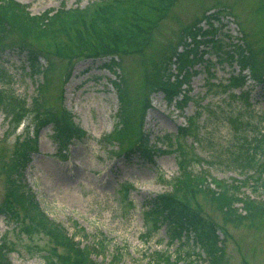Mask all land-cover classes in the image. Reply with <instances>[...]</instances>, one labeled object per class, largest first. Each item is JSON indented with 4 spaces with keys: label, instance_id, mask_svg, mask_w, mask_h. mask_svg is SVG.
<instances>
[{
    "label": "rangeland",
    "instance_id": "374dc122",
    "mask_svg": "<svg viewBox=\"0 0 264 264\" xmlns=\"http://www.w3.org/2000/svg\"><path fill=\"white\" fill-rule=\"evenodd\" d=\"M15 1L35 15L47 10L54 13L63 6L85 8L93 0ZM173 1L158 24L141 33L137 42L128 45L127 51L118 57L120 69L116 71L104 67L108 56L94 55L104 50L99 42H72V27L52 28L57 34L55 37L48 34L37 37L35 26L28 27L31 28L28 38L17 33L11 35L12 45L0 50V66L7 70L12 84L0 80V87L25 96L29 104L34 98L35 104L41 101L53 107L64 115L69 125L77 124L79 129L89 133L86 138L77 133L66 155L62 156L52 137V125L44 127L39 134V149L33 154L24 177L48 216L65 227L68 235L81 245H89L95 261L101 264H158L154 260L155 251L169 248V252L177 254L180 246L167 244L165 227L153 235L148 234L143 215L145 201L188 182L178 166L181 157L189 169L206 178L202 185L204 192L196 196L195 202L227 231L225 263L264 264V219L255 225L250 220H239L221 210L211 197L228 194L264 206V176L258 171L243 170L234 159L239 150L243 151L244 136L253 142L257 141L256 137L264 141V83L251 80L243 88L250 90L249 107L243 97L237 95L239 89L224 91L221 85L211 87V82H227L230 74L238 70L237 64L219 62L214 49L205 55L213 66L197 64L198 73L180 86L187 96L185 100L176 102L181 96L178 94L176 101H169L162 90L152 91L148 83V75L162 67V55L168 45L176 47L183 27L202 17L204 28L210 22L220 27L225 23L220 34L227 32L231 42L246 46V40L254 47H263L259 55L262 63L264 0ZM158 3V0H122L119 10L123 17L129 11L130 17L134 14L132 10L137 8L140 13L146 12L143 16L153 19L158 17L159 11L152 6ZM217 9L224 12L216 15L220 20H203ZM22 42L39 47L44 52L42 64L52 68L43 75H31L27 52L18 46ZM184 46L180 43L175 50L180 51ZM175 70L176 64L172 63L171 72L176 73ZM118 78L122 84L120 91L114 85ZM125 100L127 103L129 100L138 127L121 137L115 128L121 120L119 111ZM9 120L0 106V199L6 191L2 163L10 158L18 136L29 131L32 134L34 128L33 114L24 118L17 131ZM179 127L188 128L186 135L179 136L181 139L175 137ZM110 132L113 135L106 137ZM190 134L197 135L198 141ZM143 135L158 152L153 163L137 154H120L128 144L138 143ZM180 146L183 156L177 157ZM260 177L263 180L258 182ZM122 186L130 189L121 191ZM243 204L244 201L235 203L238 214L245 213ZM15 225L16 221H8L0 214V241L6 238L10 244L11 249L6 248L10 262L47 264L45 251L38 247L52 246L48 238L40 234L30 236ZM221 237H224L222 232ZM190 245L195 247V244ZM195 257L199 264H210L203 252L202 259L198 254Z\"/></svg>",
    "mask_w": 264,
    "mask_h": 264
},
{
    "label": "trees",
    "instance_id": "16d2710c",
    "mask_svg": "<svg viewBox=\"0 0 264 264\" xmlns=\"http://www.w3.org/2000/svg\"><path fill=\"white\" fill-rule=\"evenodd\" d=\"M121 1L93 0L85 8L63 6L55 10L54 13L47 10L41 14L33 15L15 0H0V50L3 51L12 45L11 35L17 33L27 38L31 36L27 35L28 30L31 29L28 27L31 26L37 27L38 32L35 34L40 38L46 34L55 37L57 34H54L52 28L72 27L74 38L71 41L81 44L83 42H99L104 48L102 50L104 52L98 51L94 55L105 54L108 56V62L104 64V67L116 71L120 64L118 57L127 51V46L137 42L136 38L148 28L157 25L166 10L170 8L171 2H174L173 0H158L157 5H151L159 11L158 17L151 19L143 16V13L146 12L140 13L137 8L132 10L134 14L130 17L129 11L125 17L121 16L119 10ZM116 2H118L117 5ZM147 3L149 4V1ZM199 22L200 20H195L183 27L181 39L176 47L168 45L167 51L164 50L162 67L154 69L148 75V83L151 85L152 91L162 90L167 99L172 101L181 91L182 79L187 82L193 73H198L197 70H194L197 63L204 62L208 68L213 66L214 63L210 59L206 58L207 62H205L204 56L214 49L219 62L228 65L237 63L240 71L237 74L232 72L227 78L228 81L223 84L211 82V87L221 85L224 87V91L239 88L242 92L237 95L243 97V102L248 107L251 106L248 99L250 90H243V88L250 78L264 83V59L262 63L259 61L263 47H254L246 40V46H243L240 43L231 42L228 38L218 37L217 28L210 26L204 29L199 25ZM83 32L86 33L85 36ZM90 33L91 35H89ZM188 38H191L192 42H188ZM22 43H19L18 46L27 52L31 75L35 77L41 73L43 75L48 68H52L42 64L44 52L39 47ZM180 43L185 45L182 51L175 50ZM201 45L209 48L200 49ZM172 63L176 64L178 69L176 74L171 72ZM245 70H249L250 73H245ZM0 80L12 84L11 77L2 66H0ZM119 80L121 81L119 78L114 80V85L120 91L122 84ZM0 106L10 117L9 121L13 124L15 131L28 114L34 116L33 133L31 134L29 131L24 135H19L14 143L10 158L2 163V169L6 174V191L0 199V214L4 215L8 221H16L15 226L23 233L30 236L40 234L48 238L52 246L43 249L37 246L39 250L45 251L44 257L47 259V264H101L92 257L89 245H81L74 237L68 235L69 232L65 227L48 216L24 177V172L30 164L33 154L39 149V134L44 127L52 125V137L62 156L66 155L73 137L77 133L81 137H86V132L79 129L77 124L69 125L64 115H61L53 107H47L41 101L35 104L34 98L33 102L29 104L25 96L12 90L7 91L3 87H0ZM119 114L121 120L115 128V132H120L123 137L130 130L138 127L136 116L132 115L129 100L128 103L125 100V103L123 102L120 106ZM236 128H238L237 125ZM187 132L188 128H181L175 137L181 139L179 136H184ZM112 135L113 132H110L106 137ZM190 135L196 138L195 140L198 139L197 135ZM138 140L139 142L135 145L128 144L120 154H125V156L137 154L143 160L153 163L154 157L158 154L156 147L148 144V138L144 135ZM256 140L253 142L244 136V141L241 144L243 151L239 150L234 159L243 170L258 171L260 176H264V141L257 137ZM192 146L194 148L193 144ZM179 151L177 157L183 156L181 146ZM178 163L182 176L187 178L188 182L178 186L175 190L155 194L145 201L146 208L143 215L146 224H148V234L153 235L165 227L168 236L167 244L171 246L177 243L180 246L177 254L169 252V248L155 251L154 260L158 264H199L195 254H198V258L202 259L203 252L210 264H226L224 240L228 235L227 231L224 226L205 212L204 207L195 202L196 196L202 191L204 192L202 185L206 178L200 172L189 169L187 162H184L181 157L178 158ZM261 179L263 180L260 177L257 181L261 182ZM126 189L130 188L122 186L120 190L125 191ZM211 197H214L213 201L221 210L224 209L228 215L237 217L239 220H250L251 224L255 225L261 224V220L264 219V206L256 201H246L243 197L237 198L228 194L211 195ZM237 201H244L245 213L238 214V208L235 207ZM221 232L224 237H221ZM4 242L0 241V264H12L6 256V248L8 250L10 244L6 238ZM190 243L195 244V247Z\"/></svg>",
    "mask_w": 264,
    "mask_h": 264
}]
</instances>
